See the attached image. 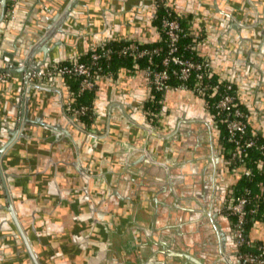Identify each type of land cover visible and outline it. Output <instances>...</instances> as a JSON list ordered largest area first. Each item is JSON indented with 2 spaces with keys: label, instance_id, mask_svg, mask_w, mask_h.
<instances>
[{
  "label": "crops",
  "instance_id": "crops-1",
  "mask_svg": "<svg viewBox=\"0 0 264 264\" xmlns=\"http://www.w3.org/2000/svg\"><path fill=\"white\" fill-rule=\"evenodd\" d=\"M165 1L198 36V55L235 86L250 126L264 136V0ZM156 3L18 0L15 19L0 23V71L20 67L9 59L38 43L43 28L53 33L39 46L53 47L55 63L105 42H154ZM3 9L0 0V14ZM21 80L13 72L0 82V143L13 127ZM41 81L47 91L33 92L30 115L43 122L30 123L26 140L5 157L11 197L0 178V264H188L165 248L183 233L192 245L200 240L185 192L193 174L205 169L203 161L211 162L213 141L221 149L198 96L188 89L164 92L153 120L145 110L153 93L149 79L121 66L93 91L89 130L99 135L93 139L67 125L72 79ZM147 128L171 136L163 140ZM252 237L264 239L263 224Z\"/></svg>",
  "mask_w": 264,
  "mask_h": 264
},
{
  "label": "built area",
  "instance_id": "built-area-1",
  "mask_svg": "<svg viewBox=\"0 0 264 264\" xmlns=\"http://www.w3.org/2000/svg\"><path fill=\"white\" fill-rule=\"evenodd\" d=\"M17 2L8 1L6 17H13ZM156 6L157 10L163 11L158 17V31L159 37L165 36L166 47L146 46L149 42L143 40L126 41L123 45L105 42L92 49L84 60L74 57L65 62L52 63L43 70L23 73V79L28 83L55 76L78 79L77 91L72 90L66 106L68 113L80 120L85 116L93 118L94 111L90 105L80 103L79 98L93 91L100 78L116 75L119 68L116 71L112 68L114 58H131V70L141 71L156 91H193L209 112L214 109V114L210 113L215 127L214 118L217 116L225 124L226 140L233 147L226 161L237 175V183L242 177L250 181L256 174L263 177L255 182V188L236 187L231 196L229 213L233 218L235 241L241 249L242 264H264V239L252 237L253 228L264 225V136L250 126L249 114L242 109L235 86L220 77L213 82L215 72L211 62L197 53L198 36L176 16L165 0H157ZM186 37H190L191 42L182 48L181 42ZM184 49L189 50L191 55H186ZM12 74L10 70L0 71V82L9 79ZM174 79L179 83L173 84ZM220 147L223 151L221 142ZM250 151L258 154L251 166L245 160ZM250 223L251 228H248Z\"/></svg>",
  "mask_w": 264,
  "mask_h": 264
},
{
  "label": "flooded vegetation",
  "instance_id": "flooded-vegetation-1",
  "mask_svg": "<svg viewBox=\"0 0 264 264\" xmlns=\"http://www.w3.org/2000/svg\"><path fill=\"white\" fill-rule=\"evenodd\" d=\"M216 147L213 141L211 162L203 161L205 169L193 174L185 192L186 198L194 202L187 214L199 221L201 228L195 234L200 240L192 245L191 239L183 233L176 236L170 248H165L166 254L180 255L188 264L196 263L184 255L195 257L202 264H242L241 249L235 241L233 218L229 213L238 177L227 164L225 153L219 148L215 151ZM189 245L205 258L190 254Z\"/></svg>",
  "mask_w": 264,
  "mask_h": 264
},
{
  "label": "water",
  "instance_id": "water-1",
  "mask_svg": "<svg viewBox=\"0 0 264 264\" xmlns=\"http://www.w3.org/2000/svg\"><path fill=\"white\" fill-rule=\"evenodd\" d=\"M2 3L4 6V9L0 14V23L2 20H5V19H7L8 21L15 19V13L13 14V17H9V18L6 17L7 0H2ZM52 33H53V30L46 31V29L43 28L37 35L38 43H35L33 46L27 47L21 51H17L15 59H12L11 57L9 61L13 60L15 66H19L18 65L19 63H23V66L13 67L12 71L16 73H22V74L26 72L28 74H31L35 70H43L47 68L51 63L58 62V59H52L53 54H51V52L53 50L52 49L53 47H51V45H50V48H47V47L42 48L41 46H39L41 43H43V40L50 37ZM78 56L79 55L70 56L67 59H63V60L67 61L71 58L78 57ZM6 66H10V65L7 63ZM35 90L47 91V87L41 80L28 83L26 82L25 79H23L19 82V95H18V99L15 104L16 112H15V116L13 119L14 120L13 127L10 128L9 136L6 139V141L0 143V178L4 180V184L6 185L7 195L9 197H11L13 193H12L11 188H9L10 186L9 187L7 186L9 177L4 172L5 157L7 156L8 153H10V151L15 146H17V144L26 140V137L28 134L26 132V129L29 127L30 123H40V122L42 123L43 122L41 119H33L30 115L31 113L30 112L31 111L30 110V99ZM209 115L211 117L210 121L213 125L214 122L212 121L213 119H212L210 112H209ZM65 116H66V121H67L68 126L74 127L77 130L90 135L93 139L94 138L96 139L97 137H99V135L92 134L89 128L87 127V125L84 122H82L80 119L74 117L68 112L67 114H65ZM146 130L149 132L150 135H154L155 137L162 138L163 140L168 139L171 136V133L169 132L159 133L149 128H147ZM155 162L156 164L163 165V163H161L160 161H155ZM2 198L3 199H1L0 202L3 205H5V201H4L5 198L4 197ZM184 256L194 261V263L196 264H202L195 257H192L190 255H184ZM225 261H227L226 258H225ZM209 264H214V263L210 262ZM238 264H241V263H238Z\"/></svg>",
  "mask_w": 264,
  "mask_h": 264
},
{
  "label": "trees",
  "instance_id": "trees-1",
  "mask_svg": "<svg viewBox=\"0 0 264 264\" xmlns=\"http://www.w3.org/2000/svg\"><path fill=\"white\" fill-rule=\"evenodd\" d=\"M162 10H158L157 11V16H156V20L155 23L157 26L160 25V21H159V15L160 13H162ZM191 42V38L190 37H186L182 40L181 42V46L182 48L187 46L189 43ZM114 45H123L126 44V41H119V42H112ZM166 38L165 36L161 35V37H159L157 40H155L154 42H149L148 44H146V46H150V47H157V46H163L166 47ZM185 54L186 55H191L189 50H185ZM196 55V53H195ZM197 56V55H196ZM199 56V55H198ZM201 57V56H199ZM87 58V55L84 57H81L80 59L84 60ZM112 68L116 71L119 67L121 66H132V59L131 58H114V60L112 61ZM72 79V85L71 88L74 92L77 91V87H78V79L75 78H70ZM218 79V76L216 74H214L213 77V82L216 81ZM173 84H178L179 81L177 79H174ZM153 89V88H152ZM94 91V90H93ZM93 91L91 92H87L85 93L82 97L79 98V102L80 103H86L88 105H90V107L93 109V103H92V98H93ZM163 95L164 92L161 91H156L155 89H153V93H152V97L149 99V101L146 103L145 105V110L147 112L148 117L152 118L153 120L156 119V117L158 116V114L163 110ZM242 109L245 110L247 112V110L244 108V106L242 105ZM212 114H214V109H211L210 111ZM248 113V112H247ZM215 119V123H216V128L219 130V135H220V142L222 143L223 147H224V153L227 156L229 154V151L233 148L231 143H229L226 140L227 137V130L225 127V124L222 123L220 121L221 117L217 116ZM81 121L84 122L87 127L89 128L93 118L85 116L83 118H81ZM258 157V154L255 151H250V153L245 156V160H247L248 165H253V161ZM263 177L259 174H256L255 177L253 178L252 181L248 180L245 177H242L239 182L237 183V188H239L240 186H251L252 188H255V182L259 181L260 179H262ZM264 220V218H263ZM251 226H248V228ZM251 228V227H250Z\"/></svg>",
  "mask_w": 264,
  "mask_h": 264
}]
</instances>
